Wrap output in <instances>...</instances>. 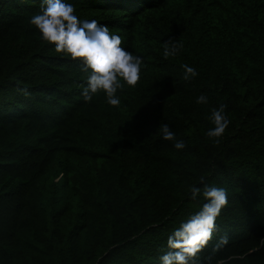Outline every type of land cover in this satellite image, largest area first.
<instances>
[{
	"label": "trees",
	"instance_id": "16d2710c",
	"mask_svg": "<svg viewBox=\"0 0 264 264\" xmlns=\"http://www.w3.org/2000/svg\"><path fill=\"white\" fill-rule=\"evenodd\" d=\"M64 2L121 36L141 78L118 107L84 101L83 61L30 23L43 0H0V264H160L205 184L228 204L196 264H264V0ZM169 39L183 48L165 58ZM184 64L198 75L185 81Z\"/></svg>",
	"mask_w": 264,
	"mask_h": 264
},
{
	"label": "clouds",
	"instance_id": "9594fccd",
	"mask_svg": "<svg viewBox=\"0 0 264 264\" xmlns=\"http://www.w3.org/2000/svg\"><path fill=\"white\" fill-rule=\"evenodd\" d=\"M30 23L39 31L43 41L54 45L57 53L83 61L82 71L87 74L86 86H83L81 93L84 101L91 102L96 94L103 92L107 103L118 107L121 104L118 91L123 90L125 84L135 87L139 82L143 60L122 47L123 38L110 32L106 25L95 19L79 18L71 3L43 0L40 12L31 17ZM182 48V43L169 39L163 44V55L165 58L176 56ZM182 68L185 81L198 75L196 69L187 64ZM196 103L207 104V96L200 95ZM225 108L223 104L213 108L209 117L213 127L206 135L216 144H219L230 123ZM159 132L163 140L174 143L175 149L183 150L186 147L183 140H177L168 124L160 125ZM189 192L192 200L202 196L205 203L169 235L168 251L160 256V264H196L198 254L216 232L217 218L228 204L227 190L220 186H192ZM227 242V236L221 237L217 248Z\"/></svg>",
	"mask_w": 264,
	"mask_h": 264
}]
</instances>
